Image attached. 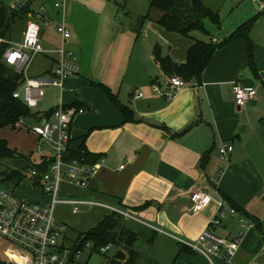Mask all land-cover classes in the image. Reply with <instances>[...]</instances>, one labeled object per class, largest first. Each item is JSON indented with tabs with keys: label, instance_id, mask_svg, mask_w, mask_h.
Wrapping results in <instances>:
<instances>
[{
	"label": "crops",
	"instance_id": "0c3cea01",
	"mask_svg": "<svg viewBox=\"0 0 264 264\" xmlns=\"http://www.w3.org/2000/svg\"><path fill=\"white\" fill-rule=\"evenodd\" d=\"M37 1L32 3L31 10L42 6L51 21L56 22L55 16L60 18L70 31L66 6L62 12L53 5L46 7L44 2L36 6ZM255 4L259 7L257 13L250 12L227 25L221 20V9L213 8L219 13V27L205 20L206 33L197 31L189 36L160 27L156 23L160 14L155 17L147 12L137 14L126 25L127 29H122V34L112 36L102 53L91 52L79 23L75 39L72 40L71 34L65 43L51 27L41 29L44 49L63 46L77 58L78 73L65 79L62 89L46 87L57 88L60 93L56 108L65 105L72 108L70 105L76 102L84 110L71 123L69 147L76 150L83 144L96 162L102 161L87 187H77L84 190L85 197L74 199L125 210L139 220L143 227L136 229L138 241L145 243L149 254H141L134 245L139 255L136 264H209L183 243L199 237L214 216L220 199L230 202L241 213L228 217L216 233L228 240L244 233L229 264H264V16L255 20L248 35L252 65L244 39L219 46L199 80H182L185 87L171 101L162 95L168 91L167 77L152 55L154 46L159 45L163 56L183 64L195 41L219 45L241 24L259 14L264 5ZM77 8L71 7L69 15L76 13ZM112 28L115 32V26ZM97 43L95 38L91 45L96 47ZM56 64V54L40 55L38 65L29 74L31 64L25 76H47ZM235 84L254 88L256 99L236 107L232 94ZM154 85L160 93L152 90ZM105 91L133 112V121L125 122ZM44 100L45 93L39 104ZM38 106L32 110L36 120H25L24 126L11 131L29 133V127L43 123L56 109L40 111ZM32 134L37 139L36 147L45 145ZM229 145L232 151L224 159L219 149ZM46 155L48 146L40 150L37 161L29 158L28 161L39 164ZM31 190L38 194L39 203L47 200L39 190L33 187ZM193 191L205 192L211 198L196 213L189 203ZM244 216L256 224L251 230L239 227V219ZM167 250L169 262L165 261ZM116 251H112L111 259ZM213 263L228 264L221 258H214Z\"/></svg>",
	"mask_w": 264,
	"mask_h": 264
},
{
	"label": "built area",
	"instance_id": "2783aa9c",
	"mask_svg": "<svg viewBox=\"0 0 264 264\" xmlns=\"http://www.w3.org/2000/svg\"><path fill=\"white\" fill-rule=\"evenodd\" d=\"M6 1L11 8L21 9L27 4L32 5L37 0ZM251 1L261 5L258 0ZM66 2L67 0H57L53 7L63 12ZM49 27L54 30L63 43L71 37V33L64 22L51 21L41 6L37 10H32L29 15L21 40L17 43L8 44L3 55L8 66L17 73L24 74V81L19 89L13 93V97L20 99L30 110L35 109L43 99L47 86L62 89L64 80L78 73L77 58L73 52L66 50L63 46L54 50H46L42 46L41 29ZM3 42L0 39V44ZM50 54L57 55V64L49 75L40 78L25 76L29 66L37 56ZM167 86L168 91L162 95L167 101H171L176 92L185 87V83L178 77H167ZM152 90L160 93L159 88L155 85L152 86ZM232 94L234 104L239 108L254 101L257 95L254 88H245L237 84L233 85ZM83 113L82 108L59 106L52 110L50 116L43 123L29 127L31 132L48 146L49 155L54 159L47 171L39 173L37 170L31 169L25 179L29 180L31 186L39 190L47 200L44 203L30 202L17 198L8 190L0 189V264H86V261L82 262V258H88V255L92 253V246L88 243L83 246V250L76 249L75 242L70 245L67 244L65 228L54 226V209L59 203L73 206V213H78V205L101 207L116 213L122 219L139 222L133 214L100 202L57 199L59 185L64 176L69 185L85 188L88 180L95 177L102 165V161L92 165H85L76 161L71 163L64 161L71 141V123L77 115ZM19 124L24 125L22 120ZM231 151L232 146L229 145L221 147L219 154L225 159ZM210 200L211 198L205 192H191L189 195L191 211L196 213ZM236 215V210L227 202L218 200L215 214L203 232L195 241L184 242L183 244L204 257L209 264H214V258H221L226 263H231L244 233L241 232L237 238L228 240L218 235L216 230L222 226L228 217H235ZM254 226V222L249 219H239V227L244 231L251 230ZM111 249L110 245H107L99 248L96 254L105 255ZM84 251H88V255H85Z\"/></svg>",
	"mask_w": 264,
	"mask_h": 264
},
{
	"label": "trees",
	"instance_id": "16d2710c",
	"mask_svg": "<svg viewBox=\"0 0 264 264\" xmlns=\"http://www.w3.org/2000/svg\"><path fill=\"white\" fill-rule=\"evenodd\" d=\"M148 10L149 12L156 10L160 14L159 19L156 21L160 27L181 36H189L192 32L197 31L206 33L205 20H210L216 27L220 25L218 11L204 4L203 0H149ZM31 12V4H27L26 7L21 9H13L4 0H0V39L4 41L0 44V131L6 128L10 130L18 129L20 120L23 121V124L28 119L36 120V114L20 99L13 97V93L19 89L24 81L23 74L17 73L12 67L8 66L3 57L8 44L17 43L21 40L10 42L11 39H14L12 35L13 28L20 27L25 23V30ZM260 16H264V8L259 14L236 28L219 45H214L211 42L195 41L193 46L189 48L186 61L183 64H177L169 56H163L159 45L154 46L152 50L154 61L165 77H178L185 82L198 81L219 46L237 39H244L249 55V64L252 65V45L248 35L253 23ZM21 36L20 38H22ZM105 93L108 100L122 114L125 122L133 121V112L123 106L115 95L107 91ZM65 106L63 107L65 108ZM70 106L78 108L79 104L75 102ZM51 113L52 111L46 117L48 118ZM15 156H17V152L9 147L6 140L0 138V162ZM64 161L66 163L76 161L81 164L92 165L96 163V158L88 154L82 144L76 150H72L68 146ZM53 162V157L46 155L39 164L31 163L20 170L5 168L0 172L1 183L5 186L11 185L13 188L18 187L26 179L29 170L35 169L39 173H44ZM228 204L236 212H240L236 206H233L230 202ZM244 218L249 219L245 216ZM249 220L253 222V220ZM139 238L140 235L137 230L127 225L116 213L110 212L102 218L94 229L85 234H79L74 242L77 245L76 249L83 250V246L88 243L92 246V253L88 255V258L92 254H96L99 248L110 245L112 249L124 251L127 259L125 262H118L109 258L107 264H136L139 255L134 245Z\"/></svg>",
	"mask_w": 264,
	"mask_h": 264
},
{
	"label": "rangeland",
	"instance_id": "374dc122",
	"mask_svg": "<svg viewBox=\"0 0 264 264\" xmlns=\"http://www.w3.org/2000/svg\"><path fill=\"white\" fill-rule=\"evenodd\" d=\"M5 3H8L4 0ZM56 0H54L55 2ZM148 1L149 0H69L66 2V20L68 28L72 34V40L75 39V32L77 25H81L80 31L83 35V39L91 52L102 53L105 47L110 43L113 35H117L118 32H122L127 29V24L133 21V17L137 14H147L150 17L158 16L159 13L156 10L148 11ZM44 2V5L48 7L53 5V0H38L36 4ZM205 4V1H204ZM207 6H211L217 10H220L221 20L224 24L232 23L233 19L236 21L243 15L251 13H257L259 11L258 5H256L251 0H206ZM77 6V12L69 15L70 8H75ZM71 11V10H70ZM56 22H61L62 20L58 17L53 19ZM71 22V24H70ZM113 23L110 27V24ZM24 25L17 26L13 28L12 35L14 39L10 42H16L20 40V36L23 34ZM125 25V26H124ZM113 26H115L116 31L114 32ZM123 29V31H122ZM22 33V34H21ZM213 34V32H211ZM119 34V33H118ZM22 37V36H21ZM98 39L96 47L91 44L94 39ZM19 42V41H18ZM39 56H37L30 69L29 74L33 72L34 68L38 65ZM24 77V75H23ZM60 97V93L57 88L48 87L45 92V100L41 102L38 106L40 111H50L55 107ZM0 138L6 140L9 146L17 152V156L11 159L4 160L0 162V172L5 169H16L20 170L30 165L31 162H35L39 159V152L42 148H46L45 145H37V139L34 135L24 130L12 132L9 129H3L0 131ZM23 156V157H22ZM0 189H5L14 194L19 199H24L30 202H38V194L32 192V186L29 180H24L18 187L13 188L11 185L5 186L1 183L0 178ZM38 191V190H37ZM84 190L80 188L69 185L66 182V177L59 185V193L57 199L68 200L74 198H84ZM33 198L36 200L33 201ZM88 200V198L86 197ZM73 206L67 204H56L54 209V226L65 228L66 230V241L67 244H72L79 234H85L88 231L94 229L97 224L102 220V218L109 214V210H104L99 207L90 206H77V212H72ZM125 211V210H124ZM127 212V211H126ZM130 213V212H129ZM127 225H129L134 230L137 229L141 224L135 220L122 219ZM143 227V226H141ZM135 248L143 255L149 254L146 251L145 243L139 240L135 243ZM111 249L105 255L92 254L90 258L83 257L82 262L86 261V264H107L108 259L112 256ZM85 255H88V251H84ZM170 252L165 251V261L169 262ZM215 262V261H214Z\"/></svg>",
	"mask_w": 264,
	"mask_h": 264
},
{
	"label": "water",
	"instance_id": "95a60500",
	"mask_svg": "<svg viewBox=\"0 0 264 264\" xmlns=\"http://www.w3.org/2000/svg\"><path fill=\"white\" fill-rule=\"evenodd\" d=\"M258 2L264 4V0H258ZM112 259L118 262H124L126 259V255L121 250H118L115 252Z\"/></svg>",
	"mask_w": 264,
	"mask_h": 264
}]
</instances>
